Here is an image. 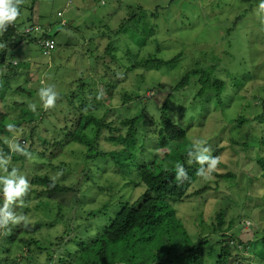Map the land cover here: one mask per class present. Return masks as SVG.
I'll return each mask as SVG.
<instances>
[{
    "label": "rangeland",
    "instance_id": "1",
    "mask_svg": "<svg viewBox=\"0 0 264 264\" xmlns=\"http://www.w3.org/2000/svg\"><path fill=\"white\" fill-rule=\"evenodd\" d=\"M30 2L31 0H24L26 6L18 19V29L23 34L39 32L41 28L49 29L52 33L58 28H61V31L56 35L57 46L53 49L55 51H51V55H43L35 43L28 44L23 41L7 52L12 64L19 68L14 69L10 65L4 66V69L0 68V112H8L5 122L28 121L23 123L19 133L9 137V141L21 142L31 153L30 157L16 162L12 158L15 156L13 153L5 155L11 157L10 167H24L20 172L29 179L31 190L24 197L22 207L13 206L17 215L27 217L28 228L20 231L13 241L8 238L10 232H0V264H62L60 256H75L80 250V243L84 241L83 233L87 227L95 231L97 222L102 226L114 215L117 208L114 203L119 201L121 195L125 194L127 199L130 197L135 200L144 190V187L140 186L131 193L126 187H122L124 179L115 171V167L109 164H102L100 168L94 167V179L89 180L84 170L86 147L75 142L66 144L67 139L64 138L62 129L66 116H71L67 110L68 100L65 96H70L76 86L80 87L85 83L86 97L90 101L97 100L99 93L103 94L105 103L94 111L98 117L105 115L110 103H117L114 105L116 107L107 113L108 120H112L142 113L146 102L149 105L156 102L160 107L169 92L174 95L176 107H189L193 104L192 99L199 89V84L201 86L200 75L201 82H208L204 72L196 77L197 82L193 79L179 91L164 89L154 93L153 90H148L145 95L135 96L133 101L123 106H119L121 104L117 94L112 99L113 96L106 91L105 85H114L115 82L109 76L103 75L108 71L104 72L103 61L109 62L110 67L115 68L117 65L111 60L112 54L123 56L126 47H136V42L129 37L130 27L118 35L115 31L137 6H141L144 12L141 17L143 21L154 25L155 37L163 41L165 47L162 46V54L167 57L180 55L181 59L169 68H140L131 73L133 76L137 74L136 71L147 72L159 77L169 88L191 69L198 65L213 64L214 61L211 60L219 58L221 61L216 73L227 80L230 86V78L225 71L229 66L228 62L234 59V64L229 67L235 72L239 70L237 63L243 54L246 60L252 59L254 63L256 75L235 92L239 96H234L233 101L231 96L225 97L220 106L216 102L205 105L208 110L212 107L213 111L201 116L196 115L195 119L197 126H204L189 130L194 136L200 135L205 139L210 135L214 136L218 127L222 128L224 140L217 145L214 139L215 142L213 140L209 146L211 152L220 158L217 169L222 173H235L238 175V182L231 185L230 180L212 174L210 180H205V184L211 188L203 196L196 199H192V196L177 204L176 208L192 240L191 243L196 244L198 240L212 236L209 243L211 246L217 241H222L223 231L213 228H216L217 213L224 210V228L233 221L232 227L225 230L233 239L230 264H264V247L261 240L264 233V167L258 162L259 158H264V123L260 126L256 123L237 128L233 123L231 125L229 120L239 111L250 119L261 112V107L256 105L264 97V29L253 22V19L264 22V14H257L259 0H37L34 5ZM59 12H62V15H59ZM241 13H244L243 17L236 18ZM232 21L244 26L240 28H250L251 36L238 29L227 36V27ZM132 23L138 27L142 24L137 17ZM230 42H233V45H230ZM109 44L114 46V50L111 49V52L107 53ZM1 45L0 41V47ZM150 52L154 53L155 50L153 44L148 43L141 49L140 54L147 55ZM230 52L237 57L234 55L231 59ZM123 58L125 63H128L125 56ZM13 72H17L15 76ZM7 74L11 76L10 79L6 78ZM152 78H149L150 82ZM49 85L54 86L59 95L55 106L44 110L39 106L37 93L40 87ZM19 86L25 91L17 92L15 89ZM124 86L133 92L141 91L140 83L134 84L131 80L124 83ZM228 90L233 92L231 87ZM29 92L34 95H29ZM256 96L259 97L258 100ZM30 102L37 103L36 112L28 108ZM201 103L202 101L198 102V105L201 106ZM251 109H258L259 112ZM224 110L228 113L227 118L222 117L219 120L218 115H222ZM183 118L181 120L185 124L186 119ZM145 120L147 122L149 118ZM232 127L235 128L231 131ZM32 129L33 144L29 141ZM90 130L91 128L87 131ZM89 134L92 136V131ZM106 134L110 136L108 132ZM230 134H234L237 140L234 145L226 138ZM152 136L155 137L154 134ZM56 138L64 139V145H55ZM100 143L109 150L119 146L105 137ZM154 146L155 141L148 142L149 148ZM151 150L154 151L153 148ZM44 172L50 175L62 173L57 181L72 186L75 190L47 195L40 193L44 185L32 178L34 174ZM0 174L5 173L0 171ZM108 179L115 182L114 189H100L102 185H107ZM88 186L90 191L84 192ZM200 187L193 184L191 192ZM107 206L113 208L109 209V215L104 214V207ZM36 222L41 228L35 232L30 231ZM18 225L19 228L22 227V223ZM18 225H10L9 228H17ZM59 237H62L61 241L58 240ZM31 238L38 242L30 246ZM187 246L184 236L180 235L174 240L171 252L181 254ZM46 248H57L54 262H47Z\"/></svg>",
    "mask_w": 264,
    "mask_h": 264
},
{
    "label": "trees",
    "instance_id": "2",
    "mask_svg": "<svg viewBox=\"0 0 264 264\" xmlns=\"http://www.w3.org/2000/svg\"><path fill=\"white\" fill-rule=\"evenodd\" d=\"M36 1L31 0L30 3L34 5ZM25 6L24 0H20V15ZM243 14H239L236 18L240 16L242 18ZM129 16L115 32L118 35L130 27L131 35L129 37L136 42V47L132 48L131 45L126 47V55L124 54L123 56L117 53H114L115 55L112 54L111 60L112 62H116L117 65L115 68L112 67L113 69L110 67L109 62L103 61L104 72L105 70H108L107 73L110 71L109 74L103 75L109 76L115 82L114 85L107 83L105 89L111 93L112 99L117 94L119 104H121L119 106L133 101L135 96L145 95L148 90H153L154 93L164 89L179 91L188 86L193 79H196L197 82L196 77L204 72L208 77V82H201L200 75L201 86L199 84V89L192 99L193 104L189 107L186 105L183 109L176 107L173 101L174 95L169 92L163 105L160 107L156 105V102V104L152 103V105L146 102L143 105L144 110L142 113L130 117H117L112 120H108L107 113L108 110H113L116 107L114 105L117 103H110V107L107 109L105 115L98 117L94 111L104 104L105 101L102 96L100 99L90 101L86 97L87 89L84 88V82L80 87L76 86L70 96H65L68 100L67 110H69L71 116H66L65 125L62 127L64 130L63 135L67 139L66 144L75 142L86 147L87 152L85 153L84 160L86 167L84 170L89 180L94 179L93 172L96 169L94 167L100 168L102 164H109L114 166L115 171L124 179L122 187H126L131 193L140 186H143L144 190L135 200L130 199V197L127 199L125 194L121 195L119 201L114 203V206H117V208L114 215L108 218V222L102 226L97 222L98 227L95 231L87 227L83 233L84 241L80 243L81 248L77 251V254L69 257L62 255L59 260L62 264H230L233 256L231 251V240L233 239L225 230H229L232 227L233 221L227 228H224V224L226 223L225 211L221 210L217 213L216 228H213L214 230L223 231L221 233L222 241H217V245L211 246L209 243L212 236L211 238L207 236L198 240V243L192 244V240L178 216L176 205L188 200L192 196V199L201 197L211 188L210 185L205 184V179L195 175V171L199 165H189L187 163V149L190 147L191 140L193 138L204 139L200 135L194 136V133L189 132V130L204 126H197L195 122L196 115L201 116L203 113L213 111L212 107L210 108L211 110L205 107V105L211 102H216L220 106L224 102L225 97L229 98L231 96V100L233 101L234 96H239L235 92L241 89L246 81L256 75L254 63H252V59L246 60L243 54L237 63L239 70L235 72L229 67L234 64V59L228 62L229 66L225 68V71L230 78V86L227 80L216 73L221 61V59L216 58L211 60L214 61L213 64L206 66L198 65V67L191 69L173 87L167 88L166 84L159 77L147 74V72L142 73L137 71L140 68H146V70L152 68L160 69L161 66L169 68L180 60L181 56L167 57L162 54V46L165 47V45L159 37H155V26L150 25L141 18L144 16L141 6L134 8ZM19 17L0 34V41L2 43L0 47V68L4 69L6 65H10L14 69L19 68V66L12 64V60L8 57L7 52L9 49L17 47L23 41L28 44L35 43L43 55H45L42 41L45 38L56 40V35L61 31V28H58L52 33L49 29L45 30L41 28L39 32L23 34L18 29L20 25V22H18ZM136 17L142 22L139 27L132 23ZM235 21H232L231 25L227 27V36L235 31V29L244 30L246 35L251 36L250 28L249 30L240 28L244 26H240ZM253 22L255 24L258 23L264 29V22L257 19H253ZM148 43L153 44L155 52H150L147 55L140 54L141 49ZM231 44L233 45V42H230ZM111 49L113 51L114 46L109 44L106 48L107 53L111 52ZM52 52L46 55H51ZM229 55L231 59L234 58V55L236 56V54L231 52ZM124 56L128 63H125ZM135 70H137V74L133 76L131 73ZM16 73L13 72V76ZM150 77H153L152 82L149 80ZM6 78L10 79L11 76L7 74ZM130 80L134 84L136 82L140 83L141 91L137 93L126 88L124 83ZM118 86L120 88H117ZM1 87L0 85V89ZM229 87L232 88L233 92L228 90ZM15 90L17 92L25 91L21 86ZM29 95L34 94L29 92ZM258 98L256 96L257 100ZM200 101H202L201 106L198 105ZM260 102L256 106L261 107V112L257 113L253 119H250L242 111H239L236 116L229 119L230 124L233 123L237 128H243L245 125H254L256 123H259L258 125L260 126V124L264 123V97ZM239 105L242 106L243 104ZM251 111L259 112L258 109H251ZM7 114V111L0 112V144H2L0 153L4 155L11 153L7 143L9 137L19 133L23 127V123L28 122L25 120H14L13 123L17 125V128L14 133H10L5 129ZM227 114L226 110H224L222 115H218V119L220 120L222 117L227 118ZM182 117L186 119V125L181 120ZM145 118H149V121L146 122ZM124 127L127 129H124ZM90 128V131L93 133L92 136L89 134L90 131H87ZM234 128L232 127L230 130L232 131ZM106 132L110 136H107ZM221 132H223L222 128L219 129L218 127L216 132H214V136L210 135L204 140L209 145L215 139L218 145L224 140L223 133ZM33 136L34 130L32 129L29 135V141L32 144L34 143ZM103 137L119 144V146L110 150L102 147L100 140ZM226 138L233 145L237 141L234 134H230ZM63 141L64 139L59 140V138H56L54 144L63 146ZM153 141H155V146L152 147L154 149L152 152V148L148 147V142L153 143ZM19 143L23 145L21 142ZM43 143L46 145V140ZM45 149L48 150L47 147ZM14 155L12 157L14 162L24 159V156ZM212 155L216 156L213 151ZM49 157L51 158L52 155ZM92 162L94 163L93 165L91 164ZM176 162L184 164L189 173V180L179 184L175 181L174 165ZM258 162L264 167V158H259ZM19 170H24V167H20ZM213 174L230 180L231 185L238 182V175L233 172L222 173L219 169H216ZM49 177L50 173L47 172L33 175V180H38L44 185L40 193L47 195V193L73 192L75 190L74 187L64 185L59 181H56L55 186H52V181ZM193 184H198L201 187L191 192ZM114 187L115 182L108 179L107 185H102L100 189L107 188L113 190ZM90 189V186H88L84 189V192L90 191ZM104 208H106L104 209V214L109 215V209L111 210V208L108 206ZM92 214L94 215L95 212H92ZM19 227L18 225L17 228H10V231L5 230V232H10L8 236L10 240H15L20 231L28 228L23 223L22 227ZM40 228L41 226L36 222L34 223V228H31L30 231L35 232ZM93 232L96 233L93 234ZM180 235L184 236L188 246L181 254L172 253L174 240ZM61 239L62 237L58 238L60 241ZM261 240L264 247V233ZM37 242L38 240L31 238L29 245L31 246ZM46 252L47 262H54L57 248H46Z\"/></svg>",
    "mask_w": 264,
    "mask_h": 264
},
{
    "label": "clouds",
    "instance_id": "3",
    "mask_svg": "<svg viewBox=\"0 0 264 264\" xmlns=\"http://www.w3.org/2000/svg\"><path fill=\"white\" fill-rule=\"evenodd\" d=\"M19 2L20 0H0V31L6 30L19 17ZM257 14H264V0H259ZM37 94L40 101L39 106L44 110L53 108L59 95L54 86L51 85L40 87ZM102 95V93H99L97 98H101ZM37 107L36 102L28 104V108L32 112H36ZM16 128L17 125L15 123L9 122L5 125V129L10 133H14ZM7 143L11 153L24 157L31 156V153L20 143L11 140L7 141ZM10 162V156L0 153V171L5 173L0 174V230L8 231L11 230L9 228L10 225L14 226L23 223L25 227L28 226L29 220L27 217L17 215L13 206L22 207L24 197L31 190L29 179L18 168L14 166L10 168ZM187 163L189 165L198 164L199 167L196 169L195 175L205 180H210L220 163V158L212 155L210 146L206 140L193 138L190 142V147L187 149ZM174 173V179L178 184L190 179L184 164L180 162L175 163ZM60 175H62L60 172L50 175L49 179L52 181V186H55Z\"/></svg>",
    "mask_w": 264,
    "mask_h": 264
},
{
    "label": "built area",
    "instance_id": "4",
    "mask_svg": "<svg viewBox=\"0 0 264 264\" xmlns=\"http://www.w3.org/2000/svg\"><path fill=\"white\" fill-rule=\"evenodd\" d=\"M62 13L59 12V15H61ZM42 45L44 47V52L49 54L57 45L56 40L54 39H44L42 41Z\"/></svg>",
    "mask_w": 264,
    "mask_h": 264
}]
</instances>
